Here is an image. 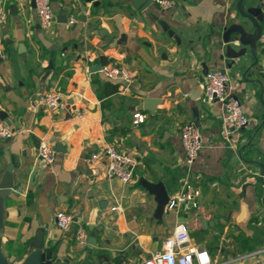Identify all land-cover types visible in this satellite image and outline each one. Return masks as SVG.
Here are the masks:
<instances>
[{"label": "crops", "instance_id": "crops-1", "mask_svg": "<svg viewBox=\"0 0 264 264\" xmlns=\"http://www.w3.org/2000/svg\"><path fill=\"white\" fill-rule=\"evenodd\" d=\"M171 1L164 11L156 0L140 9L135 0H58L56 23L45 30L32 1L0 0V110L13 132L0 139V183L15 165L0 236L10 264H23L35 240L66 264H142L164 250L179 223L214 264H250V250L264 252V22L256 47L231 59L223 44L228 27L257 34L240 16V0ZM257 3L264 12V0L243 6ZM230 40L236 51L244 48ZM110 63L128 68L131 82L107 79L98 68ZM213 70L228 74L229 94L250 120L245 129L225 124L222 106L206 100L203 79ZM48 91L61 92L64 106L55 112L40 104ZM151 99L159 102L149 110ZM136 113L143 123H135ZM189 122L203 138L193 167L200 207L160 214L144 183L164 184L170 197L179 191L187 173L180 137ZM42 141L56 153L52 165L37 159ZM108 146L137 158L132 184L109 179L107 159L92 161ZM62 210L74 220L67 231L57 227ZM80 229L89 235L85 247L76 241ZM196 233L206 239L198 242ZM211 236L219 241L209 246Z\"/></svg>", "mask_w": 264, "mask_h": 264}, {"label": "built area", "instance_id": "built-area-1", "mask_svg": "<svg viewBox=\"0 0 264 264\" xmlns=\"http://www.w3.org/2000/svg\"><path fill=\"white\" fill-rule=\"evenodd\" d=\"M22 4L35 2V9L39 17L40 25L45 30H50L56 23L55 12H53L52 0H18ZM156 5L164 10H172L173 2L171 0H156ZM76 19L72 18L70 24H75ZM100 72L111 81H122L130 83L132 72L123 65L110 63L101 67ZM203 82L205 84V98L211 103H218L223 109L224 123L231 126L234 130L245 129L250 123L246 116L242 102L229 94V77L222 70H213L206 73ZM40 104L50 111H57L63 107L61 92L48 91L40 97ZM81 117V114H78ZM136 124L144 122V116L141 113L134 114ZM13 137V132L7 124L0 121V139L9 140ZM182 147L186 156V177L181 188L173 197L169 198L165 206V212L192 213L200 207L202 197L199 176L193 175V167L199 159V153L203 147V138L199 128L194 122L185 124L181 131ZM56 153L48 142L42 141L37 152V159L48 165L55 163ZM100 158L107 159L106 176L109 179H118L124 185L133 183L135 168L138 165L137 158L115 149L111 146L100 148L91 156L92 161L98 162ZM117 209L114 208L113 211ZM57 227L61 231H67L73 224V216L65 211L56 214ZM174 234L165 242L164 250L148 258L142 264H214L211 254L204 249L191 247V234L186 223H179ZM89 235L85 230L77 231L76 241L80 247L88 245ZM264 252H258L262 255ZM250 264H264V259Z\"/></svg>", "mask_w": 264, "mask_h": 264}, {"label": "water", "instance_id": "water-1", "mask_svg": "<svg viewBox=\"0 0 264 264\" xmlns=\"http://www.w3.org/2000/svg\"><path fill=\"white\" fill-rule=\"evenodd\" d=\"M58 0H52V2H56ZM87 3H94L95 5H98L101 0H86ZM139 7V3H142ZM148 3V0H135L134 5L136 8L140 9L143 7L145 4ZM33 7L35 6V2L32 1ZM244 0H240L239 2V13L240 16L249 20L252 25L255 26L257 29V34L254 38H250L246 35V30L244 26L242 25H231L226 29L223 35V44H228L226 47V56L231 59H239L243 57L246 53V46H250L252 48L256 47L257 42L261 39L262 33H263V27L262 23L264 22V12H263V6L261 3H257V6H249V8L245 9L243 6ZM59 17H64V16H59ZM64 23L67 22V19L64 17ZM102 36L103 34L100 33ZM234 35L239 39L238 42H236L239 45H243L244 48L240 51H236L235 48L232 47L230 37ZM252 53L254 51L252 50ZM3 60V59H2ZM0 59V63L2 62ZM99 70L101 67L98 68ZM159 101L155 99L151 100H146L145 103V108L152 110L153 106L156 105ZM7 115L6 113H2L0 110V120L4 121L6 120ZM10 126L12 124L10 122H7ZM15 170V165L10 164L7 167V170L5 171V174L2 177V181L0 183V231L3 225V203L4 200L6 199V196L9 194L10 190L14 188V180H13V173ZM144 186L148 190V192L152 194H156L158 196V213L162 214L165 213V206L167 205L170 195L167 193V190L164 186V184L159 183V184H149L147 182L144 183ZM218 223V222H216ZM203 224L206 226V223L203 222ZM212 224H210L211 226ZM92 237H95V233H92ZM29 255L26 258L25 262L23 264H66L65 262L57 261V258L54 257V253L52 251H47L45 249L44 242L40 240H35L31 244V248L29 250ZM0 264H10L8 258L6 257L5 254H3L2 250V239L0 236Z\"/></svg>", "mask_w": 264, "mask_h": 264}, {"label": "rangeland", "instance_id": "rangeland-1", "mask_svg": "<svg viewBox=\"0 0 264 264\" xmlns=\"http://www.w3.org/2000/svg\"><path fill=\"white\" fill-rule=\"evenodd\" d=\"M231 230H237V229H235L234 227L233 228H231ZM223 231V229H221L220 230V232H222ZM232 235V234H231ZM195 236H196V240L198 241V242H200V241H202L203 239H206L204 236H203V234L202 233H196L195 234ZM216 241H219V237H217V236H211V238H210V240H209V246H211V245H213ZM250 252H251V254H249V255H247V256H244V258L245 257H247V258H245V260H244V262H249V261H254V260H259L263 255H257V253L258 252H260V251H252V250H250ZM255 262V261H254Z\"/></svg>", "mask_w": 264, "mask_h": 264}]
</instances>
